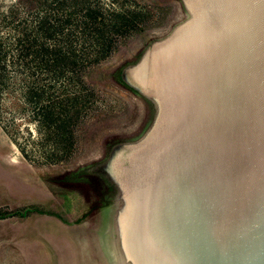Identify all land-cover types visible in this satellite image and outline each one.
Here are the masks:
<instances>
[{
    "label": "rangeland",
    "instance_id": "1",
    "mask_svg": "<svg viewBox=\"0 0 264 264\" xmlns=\"http://www.w3.org/2000/svg\"><path fill=\"white\" fill-rule=\"evenodd\" d=\"M99 3L141 8L143 18L78 78L46 89L49 102L57 93L82 95L73 137L57 145L38 120V105L24 97L16 38L39 12L56 15L59 9L68 17ZM206 5L207 0H0L5 69L0 214L28 206L58 214L67 220L70 241L109 226L114 244L109 264H198L163 231L174 193L166 141L183 115L188 92L152 77L150 69L161 49L201 19Z\"/></svg>",
    "mask_w": 264,
    "mask_h": 264
},
{
    "label": "water",
    "instance_id": "2",
    "mask_svg": "<svg viewBox=\"0 0 264 264\" xmlns=\"http://www.w3.org/2000/svg\"><path fill=\"white\" fill-rule=\"evenodd\" d=\"M150 73L188 92L166 141L172 237L198 264H264V0H207Z\"/></svg>",
    "mask_w": 264,
    "mask_h": 264
},
{
    "label": "trees",
    "instance_id": "3",
    "mask_svg": "<svg viewBox=\"0 0 264 264\" xmlns=\"http://www.w3.org/2000/svg\"><path fill=\"white\" fill-rule=\"evenodd\" d=\"M61 12L57 9L56 15L51 10L36 14L30 29L23 30L16 38L15 59L25 71L24 97L38 105V120L57 145H65L72 139L82 95L57 93L49 102L46 89L55 88L59 81L78 78L88 64L111 51L119 35L135 28L144 14L135 6L117 8L101 3L89 4L81 13L74 11L68 17ZM4 74L0 52V84L4 82ZM32 210L38 209L28 206L0 217L24 216Z\"/></svg>",
    "mask_w": 264,
    "mask_h": 264
},
{
    "label": "crops",
    "instance_id": "4",
    "mask_svg": "<svg viewBox=\"0 0 264 264\" xmlns=\"http://www.w3.org/2000/svg\"><path fill=\"white\" fill-rule=\"evenodd\" d=\"M112 237L113 229L106 226L70 241L67 220L58 214L8 215L0 217V264H109Z\"/></svg>",
    "mask_w": 264,
    "mask_h": 264
},
{
    "label": "bare ground",
    "instance_id": "5",
    "mask_svg": "<svg viewBox=\"0 0 264 264\" xmlns=\"http://www.w3.org/2000/svg\"><path fill=\"white\" fill-rule=\"evenodd\" d=\"M172 209L173 208H171V211H172ZM170 222H171V219L170 220H168V222H167V220H166V224H165V226L167 227L169 224H170ZM164 233H167L168 234V232H169V228H164ZM168 231V232H167ZM168 239L170 240V242L177 248V249H181L180 247V239H179V241H178V243L176 242V240L172 237V233H170L169 235H168Z\"/></svg>",
    "mask_w": 264,
    "mask_h": 264
}]
</instances>
